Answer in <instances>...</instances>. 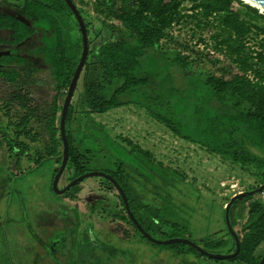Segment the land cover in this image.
Listing matches in <instances>:
<instances>
[{
    "label": "rangeland",
    "instance_id": "rangeland-1",
    "mask_svg": "<svg viewBox=\"0 0 264 264\" xmlns=\"http://www.w3.org/2000/svg\"><path fill=\"white\" fill-rule=\"evenodd\" d=\"M73 1L85 20L89 51L92 46L90 42L104 40L110 33L130 36L122 24L103 15L95 0ZM3 2L7 4L6 8L15 3L11 0ZM194 17L178 26L163 29L167 36L159 41L160 53L154 54V51L149 50L144 59L145 73L151 76L159 74L162 89L166 90L174 81L171 77L179 78L178 83L182 82V91L174 93V100L176 94L186 100L184 85L187 86V101L191 95L189 89L199 94L207 90L200 80L190 74L183 72L185 75L181 76L182 73L172 64L174 52L161 53L176 49L192 52L195 56L201 51ZM197 18L201 19V16L197 15ZM61 20L60 28L66 35V41L68 38L64 44L72 48L74 39L78 42L81 40L78 22L67 11ZM153 25L160 28L156 23ZM210 36L204 35L205 38ZM35 44L39 42L32 41L27 45L32 47ZM184 44L188 50H183ZM193 67L199 74L213 71L208 61L199 56H195ZM38 71L47 73L49 67ZM30 81L33 85L37 80ZM119 81H115L113 88ZM160 90L153 88L147 93L154 99L159 96V99L165 100L166 97L162 95L167 92L162 90L161 93ZM62 96L54 89L41 100L42 114L23 112L27 118L36 120L34 127L29 128V134L23 128L25 134L17 138L13 135L16 129L22 128L17 123L20 116L24 115H10L9 109L0 111L4 117L2 126L7 123L13 126L10 142L4 139L7 138L4 130H0V264H118L121 261L131 264L127 253H114L115 247L120 250L123 248L126 252L134 251L140 258V264H171L175 259L178 261L179 257L190 261L189 257L204 256L187 243H157L175 239L187 240L211 255H225L233 248L234 240L227 229L225 206L232 196L239 193L231 191L229 185L237 182L241 192L253 191L260 180L224 162L219 156L208 154L197 145L173 136L143 111L133 107L90 114L82 99L81 77L70 102L64 129L75 153L79 152L89 160L85 169L119 175L123 187H132L129 189L131 210L153 242L142 238L134 229L122 209L117 190L102 176H89L70 190L56 194L52 189L60 166L59 156L56 155L63 147L59 145L55 154L51 139L55 131L60 138L57 131L64 101ZM136 101H142V98L138 97ZM34 102L31 105L33 108ZM25 146H28L27 154ZM134 146L149 152L150 158L143 157L144 161L141 162ZM136 166L145 174L152 171V167L163 174L152 178L145 188L131 174V167ZM68 167L58 180V190L66 188L74 178ZM165 173H170V177H177L180 181H169ZM157 176L162 180L158 188L154 185ZM251 201L252 198L238 201L239 204L233 205L229 217L231 226L240 236L241 228L246 223V206ZM263 252L264 244H261L253 254L255 264ZM133 261L136 264L137 259ZM219 262L236 263L226 259Z\"/></svg>",
    "mask_w": 264,
    "mask_h": 264
},
{
    "label": "trees",
    "instance_id": "trees-1",
    "mask_svg": "<svg viewBox=\"0 0 264 264\" xmlns=\"http://www.w3.org/2000/svg\"><path fill=\"white\" fill-rule=\"evenodd\" d=\"M95 1L103 15L122 24L130 36H118L109 32L110 36L104 40L90 42L92 45L90 51L88 46L90 57L86 59L80 74L82 99L88 112L104 114L113 109L132 106L143 111L173 136L197 145L208 154L217 155L224 162L259 179L260 184L245 198H252L253 201L246 206V223L244 229L241 228V236L234 230L239 239L240 252L227 260L255 264L253 254L261 244H264V190L256 192V189L264 184V15L241 0ZM11 2H15L20 14L30 21L35 29L49 31L41 50L37 54H30L43 57V63L49 67L58 92L62 93L65 99L82 51V40L78 42L74 39L72 48L64 44L68 42V38L66 41V35L60 28L61 17H64L65 11L73 15L72 12L63 0H11ZM73 3L76 6L74 1ZM14 4H9V8H13ZM193 15L198 31L197 37L205 44L195 56L205 58L213 71L205 74L196 73L193 67L195 56L192 52L185 53L176 49L161 51L162 54H165V51L174 52L172 64L182 73L181 76L185 75L184 73L190 74L207 87V90L200 94L189 89L191 95L187 101L186 85L183 91L186 100L177 96L182 91L180 86L182 82L178 83L179 78L171 77L174 81L166 90L162 89L159 74L151 76L145 73L144 59L149 50L154 51V54L160 53L159 41L167 36L163 29L178 26ZM197 15L201 16V19L197 18ZM83 21L85 23L84 19ZM153 23L158 24L160 28L155 27ZM0 28L12 30L13 40L19 41L33 33L27 25L6 14H0ZM86 33L88 39L87 30ZM206 34L211 36L205 38ZM207 42L211 43L213 53L207 50L209 47ZM177 43L179 46L182 45L180 42ZM183 50H188L185 44ZM11 57H14L12 63L18 60L17 63L21 64L17 67L19 69H25L29 64L21 51H13ZM11 57L8 56L7 59H12ZM17 74L18 72L3 73L2 77L13 83ZM116 80L120 81L113 88ZM153 88H160L161 93L162 90L167 92L166 95L164 93L162 95L166 99L161 100L159 96L154 99L152 95H148L147 91L150 93ZM175 92L177 94L174 100ZM124 95L127 96L122 99ZM138 97H141L142 101H136ZM52 137L54 145L58 142L62 145L56 131ZM66 137L69 146L66 167L69 165L68 169L74 174L72 179L74 180L89 172L85 169L89 160L81 153H75L67 132ZM133 148L142 158H150L149 152L138 146ZM53 152L57 154L58 151L53 149ZM56 156H59L61 163V153ZM110 175L123 188L130 206L129 188L123 187L119 175ZM169 181L177 183L180 180L171 178ZM239 202L236 201L230 206L229 217L233 205ZM121 206L126 213L122 202ZM129 222L131 223L130 220ZM138 222L140 223L139 220ZM132 226L136 228L133 224ZM143 229L147 232L144 227ZM136 231L145 239L138 230ZM232 250H235V242ZM232 250L228 251V254L232 253ZM119 251L121 250L116 249V252Z\"/></svg>",
    "mask_w": 264,
    "mask_h": 264
},
{
    "label": "water",
    "instance_id": "water-1",
    "mask_svg": "<svg viewBox=\"0 0 264 264\" xmlns=\"http://www.w3.org/2000/svg\"><path fill=\"white\" fill-rule=\"evenodd\" d=\"M65 2V4L68 6L69 10L72 12L73 16L75 17V19L78 22L79 25V30H80V34H81V40H82V51L79 57V61L77 63L76 69L73 73L72 79L70 81L69 87L67 88L66 91V96L65 99L63 101V106H62V110H61V114H60V118H59V132H60V138L62 141V146H63V150H62V161L60 163L59 169L57 171V174L53 180L52 183V189L56 194H62L64 192H66L67 190H69L70 188H72L73 186H75V184H77L78 182L82 181L83 179L89 177V176H93V175H100L103 178H105L106 180H108L109 182H111V184L114 186V188L117 190L119 196L121 197V201L122 204L125 208L126 214L129 218V220L131 221V223L136 227V229L148 240L153 242V239L147 234V232L143 229V227L140 225V223L138 222V220L135 218L134 213L132 212L129 203H128V199L127 196L123 190V188L119 185V183L110 175L102 173V172H97V171H91L88 173H85L77 178H75L74 180H72V182L63 190H58L57 188V183L58 180L60 178V176L62 175L68 158H69V146H68V141H67V137H66V132L64 129V124H65V118H66V114L68 112V108H69V104L71 102V99L74 95L75 89L77 87L78 81H79V77L81 74V71L83 69L84 64L86 63V59L88 56V39H87V33H86V26L85 23L82 19V17L79 14V11L77 9V7L74 5L72 0H63ZM244 3H246L244 0H241ZM251 3L255 4H248L251 7L256 8L259 13L262 14L261 10L259 9L262 8L264 9V0H248ZM7 14L11 17L16 18V20H18L21 23H24L26 25H29V22L27 19H25L22 15L16 13V11H8ZM11 54L10 51L6 50V51H0V58L4 57V56H9ZM264 190V184L259 186L256 189V192H262ZM251 193H253L252 191H246V192H241L239 194H236L234 196H232V198L230 199V202L225 206L226 209V220H227V226H228V231L230 232L231 236L233 237L234 241H235V250L233 253L231 254H226V255H211L208 254L207 252H205L204 250L196 247L194 244H192L191 242L187 241V240H181V239H175V240H171V241H165V242H157V243H161V244H171V243H187L189 245H191L192 247H194L195 249H197L200 253H203L205 256H207L210 259H217V260H228L231 259L233 257H235L239 252H240V243H239V239L237 237V235L234 233V230L229 222V208L232 204H234L236 201H239L243 198L248 197L249 195H251ZM258 264H264V255L262 256L260 262Z\"/></svg>",
    "mask_w": 264,
    "mask_h": 264
},
{
    "label": "crops",
    "instance_id": "crops-1",
    "mask_svg": "<svg viewBox=\"0 0 264 264\" xmlns=\"http://www.w3.org/2000/svg\"><path fill=\"white\" fill-rule=\"evenodd\" d=\"M0 37L4 38L3 32H0ZM18 52H20V51H18ZM43 73H45V72L33 71L32 73L29 72L28 74H22V73L17 74L16 80L11 84V86L9 88H7V90H3V89L0 90V111L1 110L7 111V109H9L10 115L12 113H15V114L20 113L21 115H24L23 112L34 113L36 115L38 113L42 114L43 113V105L41 104V100L44 97H46L48 93L52 92V90L55 89L56 93L58 91V89L56 88V83L54 81L55 79L52 76L50 69H49V72H47L45 74H43ZM49 75H50V77H49ZM30 79L31 80L36 79L37 81L35 83H32L33 85H31ZM52 84H53V87H52ZM8 85H10V84H8ZM48 86L50 88H48ZM62 97H64V96H62ZM33 101H35L34 102L35 103L34 108L31 106ZM36 103H37V105H36ZM36 106H37V108H36ZM129 107H132V106H129ZM123 108H125V107H122L119 109H123ZM21 109H24V110H21ZM113 110H117V109H113ZM113 110H110V112ZM86 111H88V109ZM3 118H4L3 115L0 114V130L3 129L5 131V130H7V125L2 126L1 122H2ZM51 118H53L52 115H51ZM34 120H36V118L28 119L27 123L24 124V127L26 128V130H28V134H29V128L31 129L32 127H34V125H33ZM20 124H21V122L18 121L17 125H20ZM9 127L11 129L13 128V126H11V125ZM23 128L16 129V133H19ZM28 137H29V135H28ZM53 138L54 137H52L51 142L54 145ZM58 143H55V145L53 147L57 151H58V148L60 145ZM6 146H7V144H5V147ZM60 146L63 147L62 145H60ZM45 149H46V147H45ZM24 151H25V154H27L28 146H25ZM61 151H62V148H61ZM61 151H60V153H61ZM49 152L50 151H48V153ZM137 157L139 159H141V162L144 161V160H142L143 159L142 156H139L137 154ZM54 158H55V156H54ZM149 165H150V163H149ZM136 167L137 168L131 167V170H132L131 174L133 176H136L138 179V183L145 185V188H146L147 183L150 182V180L152 178H154L158 174H163V173H159V170L157 168H153V167L150 168V169H152V171H149L148 174H145V172H143V170L139 171V169H140L139 166H136ZM165 174L168 175L169 179L177 178V177H170L171 176L170 173H165ZM159 181H162L161 177L157 176V180L155 181V184H154L157 188L159 186ZM128 188L131 189L132 187L128 186ZM132 195L134 196L133 193H132ZM105 230L108 231L107 229H105ZM233 230H234V228H233ZM235 233H238V232L235 231ZM233 245H234V241H233ZM98 252L100 253L99 250H98ZM121 252H122V254L127 253L128 258L131 260V264H135L133 261L134 258L137 259L136 264H140V258L137 256V254L134 251H128V252L125 251L124 252V249L122 248ZM189 258L191 259L190 261H184L181 259V257H179V260H178L179 263H178V261H176L177 259H175L171 264H223L222 262H217V261H213V260L211 261L210 259H208L206 257H202V258L189 257ZM238 263H241V262L238 261L236 263H231V264H238ZM118 264H125V263L123 261H121V263H118ZM225 264H229V263H225Z\"/></svg>",
    "mask_w": 264,
    "mask_h": 264
},
{
    "label": "flooded vegetation",
    "instance_id": "flooded-vegetation-1",
    "mask_svg": "<svg viewBox=\"0 0 264 264\" xmlns=\"http://www.w3.org/2000/svg\"><path fill=\"white\" fill-rule=\"evenodd\" d=\"M3 1L4 0H1L0 1V14H6V15H8L7 14L8 11H16V13L20 14V12L18 11V9H19L18 6H15L14 5L13 6L14 8H6L7 4H5ZM28 22H29V25H27V26H28L29 29L33 30V33L29 37L25 38L23 41L13 40V38H12V30H10V29H1L0 28V32H3L4 33V38H1L0 37V42H4V43H1L0 44V51H6V50L10 51L11 54L9 55V57L12 56L13 51H21L22 52V56L25 57L26 58L25 60H28V62H29V64L26 65V68L25 69H23V68L19 69L17 67L20 66L21 64H18L17 63L18 60H15L12 63V60H13L14 57H11L12 59H7L8 56L1 57L0 58V90L1 89L7 90V88H9L11 86V84H12V82L6 81L4 79V77H2V74L3 73L4 74H11L13 72H15V73L18 72V74H20V73H22V74H28L29 72L32 73L33 71H38V70H41L44 67H46V64L43 63V57L36 56V55L33 56L30 53H36L37 54L41 50L42 45H43V42H44V38L47 39V37L49 36V31L47 29H35L33 27V24L30 21H28ZM35 37H37V40L35 39ZM31 38H33L32 39L33 42H39V44H35L32 47H28V45H27L28 42H32V41H30ZM7 83L10 84V85H8ZM20 117H21V119L19 120V122H21L20 125H22V128H23L24 127V124H26L27 121H28L27 120V115H24L23 117L20 116ZM6 125H9V124L7 123ZM9 126H7V130H5L4 133L6 134L7 139L10 142V141H12L11 140L12 136H10L11 135L10 134V129L11 128ZM22 134H25V132H23V129L19 133H15L14 132V135L13 136L15 138H17V137H19ZM116 249H118V248H116ZM124 252H125V250H124ZM114 253L117 254V255L118 254L122 255V252L121 251L114 252ZM117 255H115V258L114 259H116V256ZM206 258H208V257L206 256ZM119 263H121V262H119Z\"/></svg>",
    "mask_w": 264,
    "mask_h": 264
},
{
    "label": "built area",
    "instance_id": "built-area-1",
    "mask_svg": "<svg viewBox=\"0 0 264 264\" xmlns=\"http://www.w3.org/2000/svg\"><path fill=\"white\" fill-rule=\"evenodd\" d=\"M208 44H209V47H208V49L207 50H209L211 53H213V49H212V47H211V43L210 42H207ZM200 45H202V47H201V49H203L204 48V46H205V44L204 43H199ZM229 187H230V190L232 191V190H236V191H234V192H237V193H241V189H239V186H238V183L237 182H234V183H232V184H230L229 185Z\"/></svg>",
    "mask_w": 264,
    "mask_h": 264
},
{
    "label": "bare ground",
    "instance_id": "bare-ground-1",
    "mask_svg": "<svg viewBox=\"0 0 264 264\" xmlns=\"http://www.w3.org/2000/svg\"><path fill=\"white\" fill-rule=\"evenodd\" d=\"M246 3H248V4H252V5H255V4H253V3H251L250 1H248V0H244ZM259 9L261 10V12L264 14V9H262V8H260L259 7Z\"/></svg>",
    "mask_w": 264,
    "mask_h": 264
}]
</instances>
